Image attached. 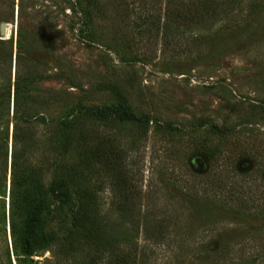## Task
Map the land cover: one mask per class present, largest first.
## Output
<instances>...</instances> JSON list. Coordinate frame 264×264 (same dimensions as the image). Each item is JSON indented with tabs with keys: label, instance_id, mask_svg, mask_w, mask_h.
Listing matches in <instances>:
<instances>
[{
	"label": "rangeland",
	"instance_id": "374dc122",
	"mask_svg": "<svg viewBox=\"0 0 264 264\" xmlns=\"http://www.w3.org/2000/svg\"><path fill=\"white\" fill-rule=\"evenodd\" d=\"M252 3L264 0H0L11 82L17 40L26 64L64 73L36 84L63 95L27 112L35 143L13 178L11 87L0 264H117L124 254L126 264H264V9L243 31ZM118 92L147 127L84 117L79 141L63 138L61 121L116 104ZM108 146L115 177L100 160ZM54 178L69 195L50 198V242L19 260L10 224L21 229L24 195ZM79 203L96 224L89 234L72 233Z\"/></svg>",
	"mask_w": 264,
	"mask_h": 264
},
{
	"label": "trees",
	"instance_id": "16d2710c",
	"mask_svg": "<svg viewBox=\"0 0 264 264\" xmlns=\"http://www.w3.org/2000/svg\"><path fill=\"white\" fill-rule=\"evenodd\" d=\"M250 6L248 12H246V20L242 26L243 31H246L250 26L251 18L253 13H258L264 9V3L260 6ZM140 25V24H139ZM141 26V25H140ZM9 42V45H8ZM9 40L0 39V127L3 126L0 132V139L3 140L0 146L5 147L4 158L7 160L8 152V122L9 112L8 106L11 98V87L12 102H13V117L12 121V133H11V152H10V175L13 178L17 170H21L27 166L29 162V154L34 147V132L31 131L30 126V114L27 113L29 109H32L34 105H48L57 102L61 93L55 92V90L44 89V93L35 91L36 84L39 81L45 79H57L64 76L61 71L49 74H42L38 70H35L31 65L26 64L25 58V46L21 44L20 40H17L16 44V55H15V69L13 81L12 79V48ZM225 49V48H224ZM66 75V74H65ZM67 79V78H66ZM71 85L75 87L77 84L72 78H68ZM38 91V88H37ZM118 101L114 105L97 107L96 109H88L87 113H76L73 114L68 120L61 121V129L63 131V138L70 137V140L79 141L81 136L82 123L85 119H90L97 124L102 125L104 128L112 129L113 127H120L121 125L130 126H144L148 125L149 117L147 115H137L131 107L127 104V99L120 93H117ZM38 115V114H37ZM85 115V116H84ZM39 116V115H38ZM35 117V116H34ZM44 120L43 118H39ZM4 122V123H3ZM209 123L211 128L222 131L221 128L216 126L214 123ZM23 125H26L24 128ZM143 129V128H142ZM137 132H134L137 135ZM142 132V131H141ZM146 129H143V134ZM209 148V147H208ZM108 150L104 151L100 155V160L105 165L108 172L112 177H115V168L121 165L120 157L117 153H112L111 146L107 147ZM203 154L207 158L212 157V152L209 149H204ZM116 182V179H115ZM117 183V182H116ZM68 186L63 179L54 178L48 184L40 182L36 186L34 192H27L24 195L23 202L25 205L24 209V221L21 229L15 232L14 225L11 222L10 230L12 236L13 247L17 259L22 260L32 256L36 247H44L50 242V235L46 232L45 224L48 214H50L49 204L51 203L50 198L60 194H67ZM77 192L75 191V194ZM123 200H126L125 190H120ZM123 214V219L128 217L127 207L122 206L117 208ZM213 211L210 207H206L205 213L211 214ZM89 210L85 205L79 203L76 210L71 215V226L73 228L72 233L75 231L78 233L89 234L96 228V224L91 222L90 216L88 215ZM92 228L93 230H90ZM19 251L16 252V251ZM127 255H121L116 259L117 264H126Z\"/></svg>",
	"mask_w": 264,
	"mask_h": 264
},
{
	"label": "water",
	"instance_id": "95a60500",
	"mask_svg": "<svg viewBox=\"0 0 264 264\" xmlns=\"http://www.w3.org/2000/svg\"><path fill=\"white\" fill-rule=\"evenodd\" d=\"M5 23L4 22H0V36L1 37H5Z\"/></svg>",
	"mask_w": 264,
	"mask_h": 264
},
{
	"label": "bare ground",
	"instance_id": "6f19581e",
	"mask_svg": "<svg viewBox=\"0 0 264 264\" xmlns=\"http://www.w3.org/2000/svg\"><path fill=\"white\" fill-rule=\"evenodd\" d=\"M4 23H5V34L4 35H5V37H7L9 32H10V25L6 22H4Z\"/></svg>",
	"mask_w": 264,
	"mask_h": 264
}]
</instances>
